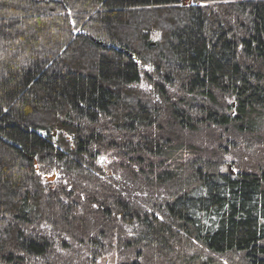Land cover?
I'll return each mask as SVG.
<instances>
[{
	"label": "trees",
	"instance_id": "1",
	"mask_svg": "<svg viewBox=\"0 0 264 264\" xmlns=\"http://www.w3.org/2000/svg\"><path fill=\"white\" fill-rule=\"evenodd\" d=\"M0 264H264V0H0Z\"/></svg>",
	"mask_w": 264,
	"mask_h": 264
},
{
	"label": "rangeland",
	"instance_id": "2",
	"mask_svg": "<svg viewBox=\"0 0 264 264\" xmlns=\"http://www.w3.org/2000/svg\"><path fill=\"white\" fill-rule=\"evenodd\" d=\"M53 180V179H52Z\"/></svg>",
	"mask_w": 264,
	"mask_h": 264
}]
</instances>
